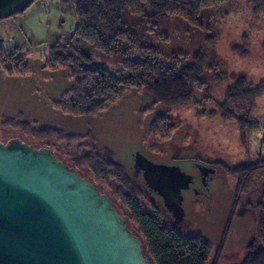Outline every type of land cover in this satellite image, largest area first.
Returning <instances> with one entry per match:
<instances>
[{
    "label": "rangeland",
    "instance_id": "374dc122",
    "mask_svg": "<svg viewBox=\"0 0 264 264\" xmlns=\"http://www.w3.org/2000/svg\"><path fill=\"white\" fill-rule=\"evenodd\" d=\"M197 1L191 0L193 4ZM260 7L255 8L248 0H222L217 10L200 13V27L191 28L179 18L161 21L159 28L168 36L167 44H160L164 51H205L211 100L198 106L165 108L153 104L152 97L144 91L129 89L122 91L101 113L85 117L54 108L53 103L62 98L71 79L66 69L44 68L50 47L70 41L74 34L77 16L73 2L32 0L23 11L0 18L1 47L17 50L28 67L24 74L9 75L0 65V142L5 144L16 138L35 149L48 148L72 168L74 162L84 160L85 156L94 160L98 155L115 162L132 184L142 188L140 201L144 206L158 211L162 220L182 235L198 234L204 238L212 246L213 259L234 202L236 179L225 169L264 152L260 146L264 134V93L257 96L250 112L261 128L247 134L245 144L240 140L235 119L223 118L215 111L210 113L217 103L224 101L227 88L238 78L245 77L252 88L264 81V6ZM80 48L96 65L113 72L121 67V61L89 46L81 43ZM242 113L237 111L235 115ZM161 115H166L173 125L163 137L149 132L150 125ZM39 129H50L51 134L41 138ZM136 152L153 163L177 165L197 177V164L215 166V175L204 191L206 195L183 193L184 219L179 225L173 224L160 196L145 192L142 175L133 169ZM81 164L83 167L77 169L94 180L92 172L86 169L89 165ZM95 183L109 193L108 184L98 180ZM263 187L264 176L255 179L250 190L240 196L218 264H240L246 256L248 244L258 233L259 211L255 205Z\"/></svg>",
    "mask_w": 264,
    "mask_h": 264
},
{
    "label": "trees",
    "instance_id": "16d2710c",
    "mask_svg": "<svg viewBox=\"0 0 264 264\" xmlns=\"http://www.w3.org/2000/svg\"><path fill=\"white\" fill-rule=\"evenodd\" d=\"M248 1L254 3L257 9L264 6V0ZM72 2L77 16L74 34L70 41L52 45L44 63V68L50 71L66 69L71 79L62 98L53 103L56 110L71 116L97 115L114 102L122 91L129 89L144 91L152 97L153 104L165 108L176 105L198 106L211 100V86L206 80L210 68L205 51H164V45L160 44H167L168 36L159 25L161 21L179 18L191 28L200 27V13L206 9L217 10L222 0H198L196 4L191 0ZM81 43L102 55L121 61L118 72L94 64L91 57L81 51ZM0 65L9 75L28 71L25 59L17 50H6L1 45ZM262 93L264 81L252 88L247 85L245 77L238 78L233 86L227 88L224 101L217 103L216 109L210 113L215 111L223 118L235 119L240 140L245 144L246 135L261 128L250 112L257 96ZM237 111L243 113L236 116ZM172 126L169 118L161 115L150 125L149 132L159 133L163 137ZM38 134L45 138L51 134V130L39 129ZM260 146L264 150V134ZM81 162L89 165L90 169H86L92 172L94 180L77 169L83 167ZM73 168L114 202L116 210L126 220L128 229L142 240L144 252L152 264H218L240 196L250 190L255 179L264 176V152L257 153L255 159L225 169L227 174L236 179L234 202L222 242L213 259L212 246L204 238L198 234L182 235L167 225L158 211L144 206L140 201L142 188L132 184L123 173V168L115 162L98 155L94 156V160L85 156L84 160L74 162ZM95 180L108 184L109 193L97 187ZM255 207L259 211L258 233L248 244L246 256L240 264H264V187Z\"/></svg>",
    "mask_w": 264,
    "mask_h": 264
},
{
    "label": "water",
    "instance_id": "95a60500",
    "mask_svg": "<svg viewBox=\"0 0 264 264\" xmlns=\"http://www.w3.org/2000/svg\"><path fill=\"white\" fill-rule=\"evenodd\" d=\"M32 0H0V16ZM202 176L214 169L197 164ZM135 172L178 224L193 176L134 154ZM0 264H152L114 202L48 148L0 142Z\"/></svg>",
    "mask_w": 264,
    "mask_h": 264
},
{
    "label": "flooded vegetation",
    "instance_id": "af4514ba",
    "mask_svg": "<svg viewBox=\"0 0 264 264\" xmlns=\"http://www.w3.org/2000/svg\"><path fill=\"white\" fill-rule=\"evenodd\" d=\"M208 168H212L214 169V173H210L208 174L207 176H202L200 170L198 169V172H199V177L195 176V175H192L193 176V182L192 184L190 185L189 189L188 190H183L182 191V196H183V193L186 192V191H192L195 195H206L205 194V190H208V186L210 185V182L212 181L213 179V176L215 175V167L212 166L211 164L206 166ZM136 174H141V172H136ZM188 174V173H187ZM145 192H151V193H154L155 195L159 196L157 193L149 190L146 186H145ZM184 197V196H183ZM162 199V198H161ZM183 203V202H182ZM184 219V218H183ZM183 220H181L178 225L182 222ZM174 224V223H173ZM175 225V224H174Z\"/></svg>",
    "mask_w": 264,
    "mask_h": 264
}]
</instances>
